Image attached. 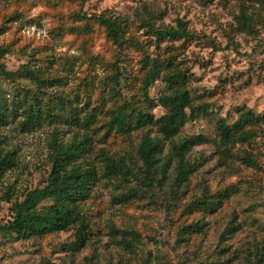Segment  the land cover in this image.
<instances>
[{
    "label": "rangeland",
    "instance_id": "374dc122",
    "mask_svg": "<svg viewBox=\"0 0 264 264\" xmlns=\"http://www.w3.org/2000/svg\"><path fill=\"white\" fill-rule=\"evenodd\" d=\"M79 3L0 0L6 70L25 65L42 78L56 80L52 86H41L28 78L0 75V108L5 115L0 152H14L16 159L15 167L0 179V221L10 218L11 202L44 185L50 144L87 134V159L98 174L89 199L81 204L89 239L85 247L70 252L62 247L73 239L72 229L26 240L0 235V264H244L253 247L264 241V124L249 143L224 146L217 122L231 124L239 107L264 118V0ZM242 9L251 18V29L239 24ZM77 13L126 18V44L117 48L104 28ZM177 20L192 37L171 40L153 33L152 28L175 27ZM154 61L157 75L148 90L151 103H146L142 79ZM116 67L118 84L113 79ZM172 71L183 72L180 87L190 93L193 106H207V113L162 142L159 158L168 162L165 175L158 172L144 181L137 145L144 134L157 133L155 120L166 111L158 98L170 92L163 77ZM29 106L41 114L34 125L24 121ZM119 111L129 115L124 132L108 125ZM138 111L149 114L152 123L138 126ZM87 115L90 122L83 128L81 120ZM186 138L192 143L182 162L191 171L179 182L173 145ZM100 150L114 160L123 159L134 177H103ZM136 190L139 193L123 199ZM204 201L213 209L193 206ZM193 223L202 224V231L181 233L183 226ZM114 229L140 234L134 252L117 244Z\"/></svg>",
    "mask_w": 264,
    "mask_h": 264
},
{
    "label": "trees",
    "instance_id": "16d2710c",
    "mask_svg": "<svg viewBox=\"0 0 264 264\" xmlns=\"http://www.w3.org/2000/svg\"><path fill=\"white\" fill-rule=\"evenodd\" d=\"M83 3L84 0H80V7L83 6ZM146 15L150 19L152 14L146 10ZM76 16L92 19L94 23L104 28L106 37L117 48L126 44L128 40L126 18L104 14L81 16L77 13ZM238 21L244 29H251V18L245 10L240 11ZM146 25L149 26V21ZM85 27L88 28L87 25ZM152 30L156 36H163L171 40L192 37L181 20L176 21L175 27L163 30L152 28ZM7 51L6 48L0 46V75L2 77L6 79L23 77L33 80L41 86L54 85L56 80L42 78L25 65L18 71L6 70L2 59ZM157 67L158 62H152L142 79V93L146 103H151L148 90L156 80ZM119 78V69L116 67L115 75H113L116 84L119 83ZM184 80L185 75L181 71H172L163 77V82L168 86L170 92L160 95L158 102L166 111L155 120L156 135L144 134L137 145L136 152L146 174L143 178L144 181L154 179V175L158 172L162 176L165 175L168 162H160L159 158L162 152V142L173 139L187 122L207 113V106L191 104L190 93L180 87ZM58 103L62 104V97L58 99ZM38 111V108L35 110L30 106L26 108L24 111L26 125H34L35 121L41 118ZM237 112L238 116L231 124H227L223 119H219L217 122L221 145L249 143L257 137V128H261L264 124L263 116L255 114L251 109L239 107ZM4 117V112L0 108V124L4 122ZM128 118L129 115L126 112L119 111L112 115L108 125L109 127L114 126L116 131L124 132L129 125ZM152 121V117L145 112L138 111L135 114V123L138 126H145ZM89 122L90 115L84 116L81 120L82 127H87ZM191 143L192 139L186 138L179 144L173 145L172 154L178 160L177 180L179 182H182L191 171V168L182 162ZM90 147L91 140L87 134H82L79 139L69 142L57 143L53 141L50 144V169L44 185L27 191L22 200L11 202L8 208L10 218L5 222L0 221V235L26 240L47 233L67 232L72 229L73 239L63 244L62 249L77 252L85 247L89 239V226L85 214L81 210V204L89 199L91 188L98 179L97 171L87 159ZM100 151L104 162L102 176L107 180L111 181L121 176L128 181L129 177L134 175L123 159L114 160L106 156L102 150ZM246 159L249 164L254 162L249 156ZM15 160L14 152H0V179L7 171L15 167ZM135 193H139V191L136 190V192L124 196L123 199L126 200ZM196 205H203L209 210L213 209L212 204L206 201L202 204L201 202L193 204V206ZM202 226L200 223L188 224L181 228V233H199L202 231ZM114 233L119 235L117 244L129 253L134 252L141 240L140 234L135 231L114 229ZM244 264H264V241L253 247L252 252L246 256Z\"/></svg>",
    "mask_w": 264,
    "mask_h": 264
}]
</instances>
